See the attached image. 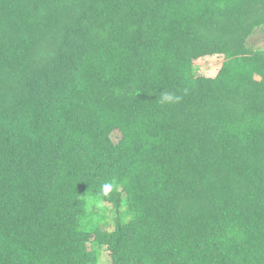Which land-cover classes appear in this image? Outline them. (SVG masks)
Here are the masks:
<instances>
[{"label":"trees","instance_id":"16d2710c","mask_svg":"<svg viewBox=\"0 0 264 264\" xmlns=\"http://www.w3.org/2000/svg\"><path fill=\"white\" fill-rule=\"evenodd\" d=\"M261 28L264 0H0V264H264Z\"/></svg>","mask_w":264,"mask_h":264},{"label":"rangeland","instance_id":"374dc122","mask_svg":"<svg viewBox=\"0 0 264 264\" xmlns=\"http://www.w3.org/2000/svg\"><path fill=\"white\" fill-rule=\"evenodd\" d=\"M248 45L255 50L264 51V28L256 29L248 40ZM222 56H205L193 63V73L195 76L214 77L220 68ZM113 140L118 133H113ZM110 207L109 204H105ZM106 213H109L107 210ZM110 220V219H109ZM100 257L98 264H108V253L104 248L100 250Z\"/></svg>","mask_w":264,"mask_h":264}]
</instances>
